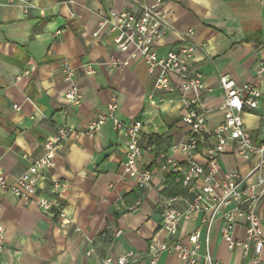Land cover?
Instances as JSON below:
<instances>
[{"label":"crops","instance_id":"1","mask_svg":"<svg viewBox=\"0 0 264 264\" xmlns=\"http://www.w3.org/2000/svg\"><path fill=\"white\" fill-rule=\"evenodd\" d=\"M152 1L0 0V173L9 181L20 175L43 155V142L59 126L80 132L56 148L55 166L37 181V193L42 195L52 194V182L61 184L55 196L74 224L61 230L55 218L34 201L24 202L0 188L1 264H101L102 257L127 251L133 252L128 264H149L146 252L151 238L184 241L198 227V219L182 221L173 237L161 227V199L182 195L185 189L164 192L169 179L158 169L155 156L166 150L184 158L180 151L170 150L171 145L186 139L181 121L186 111L183 103L176 92H168L159 102L153 76L143 59L129 58V50H119L107 28L93 36L110 9L137 10ZM25 3H31L26 12ZM164 13L166 29L154 47L164 54L185 41L195 45L191 66L201 72L210 88L202 95L205 127L213 129L222 119L219 107L224 96L217 80L220 75H230L237 82L260 86L258 107L242 112V119L247 135L257 143L264 142V72L256 75L258 62L264 60V2L166 0ZM188 29L191 32L187 34ZM111 58L128 64L110 69L106 63ZM62 59H68L76 70L79 106L64 99ZM86 63L93 67V73L85 71ZM179 80L174 77L175 82ZM111 98L116 100L118 119L141 122L143 145L150 137L156 139L152 150H144L140 157V164L152 171L151 186L144 194L134 178L122 174L125 138L115 133L111 120L93 136L84 134L89 120L108 113ZM192 158L203 161L200 153ZM255 161H247L228 148L219 157L220 173L246 175ZM260 175H264V166L250 181L256 183ZM257 209L264 226V195ZM219 225L218 219L210 237L214 256L226 264H256L239 250H228L218 235ZM200 231L204 236V228ZM102 232L107 237H102ZM233 233L243 239L244 226L237 224ZM89 248L94 249L90 255L86 254ZM261 261L264 264V251ZM155 264L185 263L174 253L163 252Z\"/></svg>","mask_w":264,"mask_h":264},{"label":"built area","instance_id":"2","mask_svg":"<svg viewBox=\"0 0 264 264\" xmlns=\"http://www.w3.org/2000/svg\"><path fill=\"white\" fill-rule=\"evenodd\" d=\"M15 1L24 3V0H8L9 3ZM165 1L153 0L137 10L110 9L108 15L100 19L97 29L93 32L96 37L101 30L107 28L119 50H129V58L143 59L147 72L153 76V90L158 93V101L162 102L168 92H176V97L186 109L181 117L186 128V139L170 147L171 151H180L184 158L179 159L166 150L157 152L155 156L158 169L166 175H173L174 181L185 189L182 195L161 199V227L167 235L173 237L182 221L198 219L199 225L184 241L151 238L147 244L146 259L149 264H155L161 253L168 252L174 253L185 264H226L217 259L210 248L213 225L219 219L218 235L226 243L228 250H239L244 258L262 264L264 226L257 208L264 195V175H260L256 183L251 182L250 177L264 166V142L257 143L247 135L242 119V112H250L258 107L261 98L260 86L254 82H237L230 75H220L217 81L224 96L219 107L222 119L213 129H207L206 117L202 110V95L210 91V88L207 87L201 72L191 66L195 45L185 41L164 54H159L154 47L155 41L166 29ZM30 4H23L24 12ZM190 32L191 29H188L187 34ZM120 64L125 66L128 61L121 62L117 58H111L106 63L110 69L117 68ZM84 68L87 73L94 72L89 63L84 64ZM60 70L66 85L64 99L70 105L79 106L81 95L74 83L75 68L68 59H62ZM263 72L264 60H260L256 75L261 76ZM174 77L180 79L179 82H175ZM151 97L150 94L149 98ZM14 107L18 108L17 105ZM116 109V100L111 98L108 113L99 114L89 120L84 134L93 136L107 120H111L115 133L125 138L122 174L134 178L144 194L151 186L152 171L140 164V157L144 150H152L156 139L150 137L143 145L141 122L118 119ZM79 133L67 125L59 126L56 132L43 142V155L35 159L20 175L9 181L0 173V188L10 190L24 202L34 201L43 212L55 218L61 230L74 224L65 205L55 196L61 184L52 182V194L42 195L37 193V181L43 172L55 166L56 148ZM228 148L247 161L256 159L246 175L237 171L220 173L219 157ZM196 153H200L202 162L192 158ZM138 204L139 200L134 208ZM178 204H181V207H178ZM240 223L245 229L243 239L236 238L233 233L235 226ZM73 228L78 230L75 225ZM201 228L205 230L204 236L201 235ZM1 231L0 226V253L4 248ZM115 235H118V232ZM101 236L107 237L106 232H102ZM202 248L203 252H200ZM93 252L94 249L89 248L86 254ZM132 257V251L116 257L107 255L101 258V264H128Z\"/></svg>","mask_w":264,"mask_h":264},{"label":"trees","instance_id":"3","mask_svg":"<svg viewBox=\"0 0 264 264\" xmlns=\"http://www.w3.org/2000/svg\"><path fill=\"white\" fill-rule=\"evenodd\" d=\"M167 178L169 179L168 183L169 185L167 186L168 188L164 190L165 193H178L183 191L180 183L174 182V176L173 175H167ZM167 179V180H168ZM1 264V262H0Z\"/></svg>","mask_w":264,"mask_h":264}]
</instances>
